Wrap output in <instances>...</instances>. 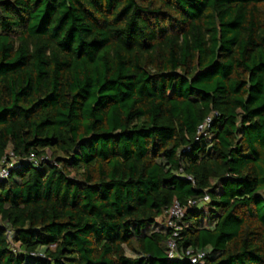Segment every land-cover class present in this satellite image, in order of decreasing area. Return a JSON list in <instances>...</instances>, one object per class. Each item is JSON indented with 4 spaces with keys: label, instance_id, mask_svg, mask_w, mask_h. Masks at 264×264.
<instances>
[{
    "label": "trees",
    "instance_id": "obj_1",
    "mask_svg": "<svg viewBox=\"0 0 264 264\" xmlns=\"http://www.w3.org/2000/svg\"><path fill=\"white\" fill-rule=\"evenodd\" d=\"M2 160L0 264H264V0H0Z\"/></svg>",
    "mask_w": 264,
    "mask_h": 264
},
{
    "label": "built area",
    "instance_id": "obj_2",
    "mask_svg": "<svg viewBox=\"0 0 264 264\" xmlns=\"http://www.w3.org/2000/svg\"><path fill=\"white\" fill-rule=\"evenodd\" d=\"M12 159V158H11ZM6 162L4 160L0 161V176L3 177L7 174L8 170L6 167ZM8 166V165H7ZM11 166V165H10ZM204 200H208V197L206 196ZM166 216V225L172 229V237L169 238L167 242L168 246V256L169 258H172L175 256V236H177V231L179 229V223L181 221V218L184 215V211L182 206L179 204L178 201H174V203L168 207L165 212ZM8 235H10V231H8ZM186 255H188L189 260L192 264H204V253L203 252H197L194 253L191 250H187L185 252Z\"/></svg>",
    "mask_w": 264,
    "mask_h": 264
},
{
    "label": "rangeland",
    "instance_id": "obj_3",
    "mask_svg": "<svg viewBox=\"0 0 264 264\" xmlns=\"http://www.w3.org/2000/svg\"><path fill=\"white\" fill-rule=\"evenodd\" d=\"M162 219H163L164 221H166V216H165V214H163V216H162L161 218H159L158 221H161ZM128 254H130V253H128Z\"/></svg>",
    "mask_w": 264,
    "mask_h": 264
}]
</instances>
